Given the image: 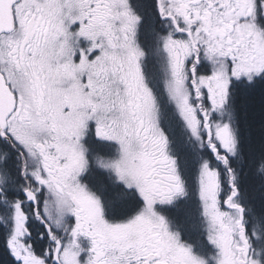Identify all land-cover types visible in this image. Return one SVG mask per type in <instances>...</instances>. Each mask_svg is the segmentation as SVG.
Returning a JSON list of instances; mask_svg holds the SVG:
<instances>
[{
    "label": "snow or ice",
    "instance_id": "6c2138e0",
    "mask_svg": "<svg viewBox=\"0 0 264 264\" xmlns=\"http://www.w3.org/2000/svg\"><path fill=\"white\" fill-rule=\"evenodd\" d=\"M0 264H264V0H0Z\"/></svg>",
    "mask_w": 264,
    "mask_h": 264
},
{
    "label": "trees",
    "instance_id": "16d2710c",
    "mask_svg": "<svg viewBox=\"0 0 264 264\" xmlns=\"http://www.w3.org/2000/svg\"><path fill=\"white\" fill-rule=\"evenodd\" d=\"M179 134V131L177 130V135Z\"/></svg>",
    "mask_w": 264,
    "mask_h": 264
},
{
    "label": "rangeland",
    "instance_id": "374dc122",
    "mask_svg": "<svg viewBox=\"0 0 264 264\" xmlns=\"http://www.w3.org/2000/svg\"><path fill=\"white\" fill-rule=\"evenodd\" d=\"M177 130L179 131V129L177 128Z\"/></svg>",
    "mask_w": 264,
    "mask_h": 264
}]
</instances>
